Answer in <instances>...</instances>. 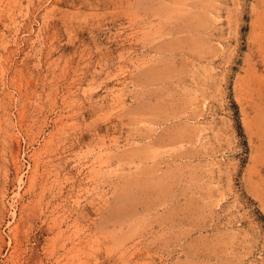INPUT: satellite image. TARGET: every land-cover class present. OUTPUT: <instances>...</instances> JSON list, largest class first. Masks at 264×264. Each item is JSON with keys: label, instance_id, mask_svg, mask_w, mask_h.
I'll return each instance as SVG.
<instances>
[{"label": "rangeland", "instance_id": "1", "mask_svg": "<svg viewBox=\"0 0 264 264\" xmlns=\"http://www.w3.org/2000/svg\"><path fill=\"white\" fill-rule=\"evenodd\" d=\"M0 264H264V0H0Z\"/></svg>", "mask_w": 264, "mask_h": 264}]
</instances>
